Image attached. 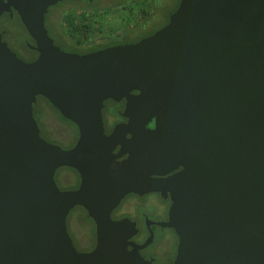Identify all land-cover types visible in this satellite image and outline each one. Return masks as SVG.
<instances>
[{"label": "water", "instance_id": "obj_1", "mask_svg": "<svg viewBox=\"0 0 264 264\" xmlns=\"http://www.w3.org/2000/svg\"><path fill=\"white\" fill-rule=\"evenodd\" d=\"M62 1L0 0L37 52L24 62L0 34V264H152L139 253L152 230L137 245L136 223L111 217L150 193L170 199L158 223L178 239L169 264H264V0H180L151 36L86 54L48 35ZM37 97L75 125L71 148L40 136ZM108 100L126 121L106 135ZM63 167L77 189L58 188ZM76 207L94 225L88 252L67 231Z\"/></svg>", "mask_w": 264, "mask_h": 264}, {"label": "flooded vegetation", "instance_id": "obj_2", "mask_svg": "<svg viewBox=\"0 0 264 264\" xmlns=\"http://www.w3.org/2000/svg\"><path fill=\"white\" fill-rule=\"evenodd\" d=\"M68 1L70 0H63L62 2L59 3L63 4L64 2H68ZM76 1H80L83 4V6H85L86 4L84 0H76ZM88 2L90 4H93L94 1L90 0ZM161 6H165V3L162 4L158 0H126L125 2H116L109 6H105V8L107 7H111V8L117 7L118 9L121 8L122 11L113 9L110 12L104 13V10L101 11L99 10L98 7H94L96 10H98L97 12H94L93 10H87L85 12H82L81 10L83 7L82 8L76 7L77 9L65 11L61 16V19L66 12L74 15L73 24L79 26L77 27L78 31L83 30L85 32V31H89L90 28L94 29V27L98 28L99 26L102 25H106L107 27L110 24L109 19L113 20L115 24L121 26V28H119L116 32L114 33L108 32L105 35L98 36L96 40L93 42L85 34L84 39L82 37L84 42L80 46H75L74 49H76L77 51L71 53L86 54L93 51L105 49L108 47L136 43L141 39L151 36L152 34H154L156 31H158L168 23L170 15L176 10L178 4L173 6V8L168 12L161 11L160 10ZM123 7L124 8L127 7V8L123 9ZM163 17L165 18V20L161 25L157 26V28H155L154 30L149 29L152 23L157 22ZM0 34L2 36V41L5 42L4 37L6 36V30L1 24H0ZM64 39L69 45L71 46L73 45L72 40H70L67 37L66 38L64 37ZM30 46H34L33 41L32 43H30V45L21 48L19 50V53H16L11 49L10 50L14 52L19 59L29 63L37 58V52L33 50ZM125 121L126 120L122 117L121 120L117 122H113L112 120L104 121V133L106 135H109L115 126ZM147 128L153 130L154 123L151 122L147 126ZM77 137H78V132H77ZM126 137L129 138L130 135L126 134ZM76 140L74 141L73 144H71L70 142L69 144L64 145L63 143L57 141L56 138L53 139V141H56V143L54 144L59 145L63 149L71 148L75 144ZM118 151H119V147L117 146L116 149L114 150V153H117ZM125 157L126 155L120 158V160ZM180 169L181 167L162 176V178L173 175L174 173L178 172ZM60 171L64 173V176L61 177V179L64 181L67 178V174L69 175V173L73 174L75 177V182L73 184H68L67 186L63 187V189L60 190L64 191V190L77 189L80 184V178L78 173L72 168L63 167L58 169L55 175L57 174V172ZM150 194L156 196L157 198L156 200H154L156 201V203L149 205V208L151 209V212L155 216V218H149L147 213L143 214L142 218L144 220L143 221L144 223L140 224L138 222H135L136 227L138 229V233L131 240L137 245H142L149 237V229L152 230L153 232L152 242L146 247L140 249L139 253L144 260L150 261L152 264H169L175 258L178 239L172 229L165 227L162 228L158 225V223H164L168 220V210L171 204L170 199L169 196H167L166 199H163L159 193H150ZM128 196L144 197L145 195L137 196L131 194ZM122 202L123 201H121L118 207L112 212L111 214L112 219L120 220L122 218H127V216L121 211L120 208ZM146 218L149 221V227H146V222H145ZM94 245L89 251H91L94 248Z\"/></svg>", "mask_w": 264, "mask_h": 264}, {"label": "rangeland", "instance_id": "obj_3", "mask_svg": "<svg viewBox=\"0 0 264 264\" xmlns=\"http://www.w3.org/2000/svg\"><path fill=\"white\" fill-rule=\"evenodd\" d=\"M92 6L89 5L90 9H95L98 7L99 10H104L105 6H109L116 2H125L126 0H93ZM160 3L165 6H161L160 10L168 12L173 6L177 5L179 0H158ZM87 5V4H86ZM76 7L84 8L83 4L80 1L70 0L64 2L60 5H54L48 9V12L45 16V27L47 29L48 35L53 40L54 45L60 48L64 52H74L77 51L71 45H69L64 39V33H62L59 28L60 21H62L61 16L65 11L77 9ZM82 8V9H83ZM118 11H122L121 8H113ZM109 17V16H108ZM77 20V19H75ZM110 24L99 26L98 28L89 29L85 31V34L91 41H95L98 36L105 35L108 32L114 33L121 26L115 24L113 20L109 19ZM165 18L158 20L155 23H152L149 27L150 30H154L157 26L161 25ZM9 33L4 37L5 42L11 50L16 53H19V50L24 46L30 45L29 36L26 31L20 26V24L15 21L8 24ZM80 52V51H78ZM84 52V51H83ZM82 52V53H83ZM39 125L41 129L46 133L48 137L56 138L57 141L67 145L70 143V134L69 128L64 124L56 115L55 111L46 103H38V114ZM104 117L106 121H110L109 113L107 110L104 112ZM46 141L49 139L42 134ZM64 176L63 172H57L55 175L56 184L59 189L68 184H73L75 182V177L73 174H67V178L64 180L61 177ZM156 196L151 194H146L144 197H134L126 196L121 204V211L133 222H138L140 224L144 223L142 215L147 213L149 218H155L152 214L149 205L156 203ZM67 231L72 240L73 246L78 252L89 251L95 243V234H94V225L91 223L87 215L78 207L72 209L67 216Z\"/></svg>", "mask_w": 264, "mask_h": 264}, {"label": "trees", "instance_id": "obj_4", "mask_svg": "<svg viewBox=\"0 0 264 264\" xmlns=\"http://www.w3.org/2000/svg\"><path fill=\"white\" fill-rule=\"evenodd\" d=\"M84 2L87 5L85 4L84 8L81 10L82 12H85L87 10H93L94 12H97L98 11L96 9H90L89 8V5L92 6V4H90L88 1L84 0ZM123 6H124V4H123ZM126 8L127 7H125V8L123 7V9H126ZM112 10H113V8L107 7V8L104 9V13L110 12ZM73 19H74V15H72L71 13L66 12L63 15V17H62V21H60L59 28H60V30H62L61 32L64 33V37L65 38L67 37L70 40H72V44H73L72 47L74 48L75 46H80L84 42L83 39H84V36H85V32L83 30L82 31H78L77 30V27H79V26L73 24ZM15 21H17L20 24V26L24 29V27L20 23L19 18H18V16H17V14H16L15 11H13L12 18H10L9 14H7V13L3 14L0 17V24L5 28L6 35L9 33V28H7L8 27V24L10 25L11 23H13ZM82 37H83V39H82ZM29 41H30V43H32V41H31L30 38H29ZM41 102H44V103L48 104L55 111L57 117L64 124H66L68 126V128H69V134H70V138L69 139H70L71 144H73L74 141L77 138V128L75 127V125L73 123H71L70 121L66 120L65 118H63L59 114V112L55 108H53L44 98L37 97L36 104L33 106V113H34V117L36 119V122L38 123V126L40 128V136L44 140H46L43 137V135H42L44 133V135L49 139L48 142H50V143H56V141H53L54 138L48 137L46 135V133L41 129L40 125H39V118H38L37 114H38V103H41ZM123 102L121 101L119 103H115V102H113L111 100H108V101L104 102V109L102 111L104 121H106L105 120V117H104L105 110L108 111L109 117H110V119L113 122H117V121L121 120L120 112H122V108L124 107ZM78 208L81 209L86 214V212L82 208H80V207H78ZM89 220L93 224V222H92V220L90 218H89Z\"/></svg>", "mask_w": 264, "mask_h": 264}, {"label": "bare ground", "instance_id": "obj_5", "mask_svg": "<svg viewBox=\"0 0 264 264\" xmlns=\"http://www.w3.org/2000/svg\"><path fill=\"white\" fill-rule=\"evenodd\" d=\"M60 5H61V3H60ZM66 18V17H65Z\"/></svg>", "mask_w": 264, "mask_h": 264}]
</instances>
